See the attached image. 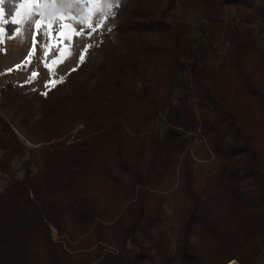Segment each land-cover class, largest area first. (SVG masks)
<instances>
[{"label":"trees","instance_id":"16d2710c","mask_svg":"<svg viewBox=\"0 0 264 264\" xmlns=\"http://www.w3.org/2000/svg\"><path fill=\"white\" fill-rule=\"evenodd\" d=\"M179 1L117 0L98 28L97 63L80 61L36 110L9 109V119L0 109L2 171L26 150L14 128L39 145L25 178L0 196V220L17 221L4 239L13 256L0 243V264H256L264 254V50L250 30L223 26L227 7L264 24V0H189L203 4L212 38L227 39L214 66L192 48L190 27L172 20ZM3 10L12 34L13 2ZM50 225L76 244L53 242ZM29 239L38 247L24 248Z\"/></svg>","mask_w":264,"mask_h":264},{"label":"rangeland","instance_id":"374dc122","mask_svg":"<svg viewBox=\"0 0 264 264\" xmlns=\"http://www.w3.org/2000/svg\"><path fill=\"white\" fill-rule=\"evenodd\" d=\"M42 4L46 5L44 16H33L30 21H25L19 25H16L15 29H19V35L16 31H13L12 34H8L7 30L4 27L2 21H0V29H5L6 32L0 33V109L2 112L10 118V110L13 115L17 113L19 109L31 108L36 110L41 106V96L45 94L46 90L49 88L52 83H47L49 81H64L66 75L73 70L80 62V56L82 51L85 49L86 45H90L87 48V51L84 52V59L86 60V68H90L93 64L97 63L101 54L99 52V44L101 42L102 36L97 28L91 36H75L72 35V39L69 41L64 40V43L61 47L65 49H70V53L66 54V58L63 63H58L52 65V57L45 61L44 52L45 45L49 43L48 38L45 35V30L47 28V22L61 14H64L59 10L56 5L50 3V0H41ZM162 6L166 8L168 6L169 0H160ZM117 3V0H99V7L104 8L105 12L100 13L95 11V5L92 6V15L89 16L87 9L82 15L76 19H68L66 16L63 20L60 21L61 24H73L77 31L81 29V24L77 21L82 18H86L88 22H91L93 27H96L97 24L102 23L106 17V11L108 6L112 7ZM204 6L201 2H194L189 0H180L177 3V6L172 11V20L177 23H184L190 27V33L186 38L195 40V43L192 45V48H197L201 53L200 57L202 58L203 64L207 66H214L215 61H212L211 55L214 54V48H224L226 37H220L216 35V41L212 38L211 31H213V26L207 20L202 18V13ZM3 19L4 11H3ZM39 20L41 22V28L37 29L35 22ZM231 25L233 28L239 29L240 31L245 29L250 30L254 36L258 38V46L264 50V24L263 23H246L242 16L240 10L235 7H227L225 14L223 16V26ZM54 26V24H53ZM87 25L85 24L84 27ZM53 36H55L53 34ZM33 40H35V52L32 54L31 63L27 67L17 68L18 65L24 63L25 60L29 57V53L33 47ZM45 63H48L52 67L50 72ZM17 68V69H16ZM12 69H15L12 71ZM11 70V71H10ZM8 72V73H7ZM33 72H37L38 75L35 79L29 81V78ZM7 73L6 75H2ZM47 83V86H46ZM10 85V87H9ZM5 92L2 96V92ZM36 108V109H35ZM10 109V110H9ZM243 112L248 110L242 108ZM163 116V113L162 115ZM259 120H253L251 122L252 126L257 127ZM263 126V123L261 124ZM17 138L24 144L26 150L24 156L18 157L17 154H11L10 156V165L9 171H2L0 169V196L7 192L9 182L14 180L22 181L25 178V162L30 161L31 157L29 151L32 148L38 147L32 142L34 136L32 133H29L31 139L27 135H23L17 128H14ZM160 135L163 136L165 132V127L159 125ZM205 141L200 139L198 141L199 145L204 144ZM206 144V143H205ZM4 154L3 150H0V159ZM30 175L37 173V167L35 165L30 166ZM10 203V202H9ZM4 203L2 202L1 207L3 209ZM17 207V201L12 202L10 205H6L5 209H13ZM168 220L164 226L166 236L170 245V249L174 251L175 249V233H174V223L171 216L172 209L166 207ZM0 226H3L2 231L5 232V235L0 239L1 250L4 254L9 257L12 255V247L15 246L10 243H5L4 239L9 237L14 232L12 228L14 227L17 230V221L11 215L4 216L0 220ZM51 239L53 242L57 243H67V246H74L76 243L69 241L65 236L60 237L57 230L50 225ZM16 237H14L15 239ZM190 241L193 242L196 248L199 246L198 239L196 235L191 234ZM66 242V243H65ZM37 248L38 243L32 240H28L24 248ZM149 250H152V247H149ZM198 252V255L202 256V252L199 249H195ZM238 264L237 260H233ZM231 261V262H233ZM230 262V263H231ZM180 264V263H177ZM229 264V263H228ZM256 264H264V254L256 261Z\"/></svg>","mask_w":264,"mask_h":264},{"label":"snow or ice","instance_id":"6c2138e0","mask_svg":"<svg viewBox=\"0 0 264 264\" xmlns=\"http://www.w3.org/2000/svg\"><path fill=\"white\" fill-rule=\"evenodd\" d=\"M9 2H13L14 5V16L12 20L10 21L12 24L19 25L25 21H30L33 16H44L45 14V8L46 5L42 4L41 0H19L18 3L15 2V0H9ZM5 3V0H0V21L3 23H9V21L3 19V5ZM50 3L53 5L58 3V0H50ZM63 3L70 5L72 9L79 8L81 5L85 9H88V15H92V6L95 7L96 12L104 13L105 10L102 7H99V0H63ZM112 12V6L109 5L106 14H111ZM79 13H77L75 10L66 13L61 14L60 16H57L47 22V28L45 30V35L48 38L49 43L45 45V52H44V58L45 61H47L48 57L52 54V52H56V56L52 58L51 64L56 65L58 63H63L64 59L66 58V54L70 53V49H65L61 47L64 43V40H71L72 35L75 36H83L88 35L91 36L93 32L97 30L101 25L97 24L96 27H93L91 22H88L86 18L79 19L77 22L81 24V29L77 31L75 26L73 24H61L60 21L65 18V16L68 19H76ZM53 24L56 25L55 28H53ZM87 25L84 27V25ZM35 26L37 29L41 28V22L37 20L35 22ZM16 31L17 35H19V29H14ZM6 32L5 29H0V33ZM53 32H55V36H53ZM2 43V42H0ZM35 40H33V47L29 53V57L27 58L24 65H18L17 68L20 67H27L29 63H31V57L32 54L35 52ZM90 47V45H86L85 49L82 51L80 56V61L82 62L84 59V52L87 51V48ZM45 67L48 68V70L51 72L52 67L45 63ZM11 71V70H10ZM38 73L33 72L29 78V81L35 79L37 77ZM47 83H52L53 86L55 85V81H49ZM46 83V86H47ZM46 94V93H45Z\"/></svg>","mask_w":264,"mask_h":264},{"label":"bare ground","instance_id":"6f19581e","mask_svg":"<svg viewBox=\"0 0 264 264\" xmlns=\"http://www.w3.org/2000/svg\"><path fill=\"white\" fill-rule=\"evenodd\" d=\"M229 264H236V262H235V261H233V262H231V263H229Z\"/></svg>","mask_w":264,"mask_h":264}]
</instances>
